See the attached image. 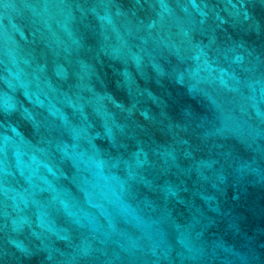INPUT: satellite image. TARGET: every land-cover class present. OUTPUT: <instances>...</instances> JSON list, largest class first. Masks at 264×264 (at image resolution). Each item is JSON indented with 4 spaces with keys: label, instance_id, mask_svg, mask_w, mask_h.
Instances as JSON below:
<instances>
[{
    "label": "water",
    "instance_id": "1",
    "mask_svg": "<svg viewBox=\"0 0 264 264\" xmlns=\"http://www.w3.org/2000/svg\"><path fill=\"white\" fill-rule=\"evenodd\" d=\"M0 264H264V0H0Z\"/></svg>",
    "mask_w": 264,
    "mask_h": 264
}]
</instances>
